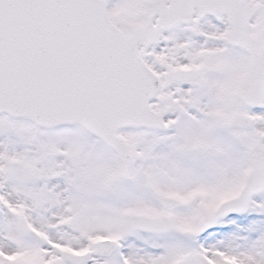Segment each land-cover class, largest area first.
Listing matches in <instances>:
<instances>
[{"label":"snow or ice","instance_id":"1","mask_svg":"<svg viewBox=\"0 0 264 264\" xmlns=\"http://www.w3.org/2000/svg\"><path fill=\"white\" fill-rule=\"evenodd\" d=\"M0 264H264V0H0Z\"/></svg>","mask_w":264,"mask_h":264}]
</instances>
